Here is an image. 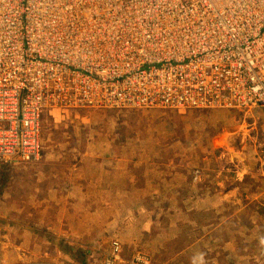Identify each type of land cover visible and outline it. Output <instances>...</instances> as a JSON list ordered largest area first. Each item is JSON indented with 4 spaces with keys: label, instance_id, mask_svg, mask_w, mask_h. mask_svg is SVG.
Masks as SVG:
<instances>
[{
    "label": "rangeland",
    "instance_id": "374dc122",
    "mask_svg": "<svg viewBox=\"0 0 264 264\" xmlns=\"http://www.w3.org/2000/svg\"><path fill=\"white\" fill-rule=\"evenodd\" d=\"M55 120L44 117L37 160L0 163V264L264 261V109H100ZM95 160L117 171L112 184L85 169L69 192L75 163ZM17 222L36 227L14 252L19 233L5 231ZM114 242L119 257L108 262Z\"/></svg>",
    "mask_w": 264,
    "mask_h": 264
},
{
    "label": "built area",
    "instance_id": "2783aa9c",
    "mask_svg": "<svg viewBox=\"0 0 264 264\" xmlns=\"http://www.w3.org/2000/svg\"><path fill=\"white\" fill-rule=\"evenodd\" d=\"M221 108L264 109V0H0V163L47 115Z\"/></svg>",
    "mask_w": 264,
    "mask_h": 264
},
{
    "label": "crops",
    "instance_id": "0c3cea01",
    "mask_svg": "<svg viewBox=\"0 0 264 264\" xmlns=\"http://www.w3.org/2000/svg\"><path fill=\"white\" fill-rule=\"evenodd\" d=\"M85 149L86 148H84V150ZM80 163L81 164H79V163L76 164L75 163V166L72 168V171H71L72 174H76V175L74 177V182L72 184L73 189L69 190V192L70 191H77L78 190L79 184H80V179L81 178H85V169L92 170L93 171L92 173H93L94 177H98L99 176L100 178H102L103 177L102 176L103 174H106V175L109 174L111 176L110 179H109V181L110 180L111 181L109 183H111V184L115 180L114 178L117 176V174H116L117 171L114 168H113L114 171H112V169H109V173H107V168H103V163H101L99 160L93 161V163L92 164H89V166H85L82 162H80ZM92 183H93V185H96V186H99V187H107V185L109 184V183H107V181H105V179L103 180V183H100L99 181H97V179H94L92 181ZM59 197L60 196H58V198ZM2 199L3 200H7V197L6 198H2ZM115 200H116V197L114 199V204H115ZM16 224H17L16 225L17 227H20V229H18L17 231L16 230L15 231H9V230L5 231L6 234L8 233V235L9 234L14 235V234L19 233L18 234V237H17L18 240L15 239V241H9L8 242L9 243L8 246L14 252L19 251L18 249H24V247L22 246V245H24V244H22L23 243L22 241L25 238H27L29 235H33V232L31 231V228H35L36 227V226H32V225L30 226V225L23 224V223H18V222ZM45 225H47V226H49V228H51L49 224H45ZM51 225H53V223H51ZM23 228H25V229H23ZM26 228L29 229V231ZM29 237H31V236H29ZM30 244L32 245V243H30ZM31 245H29V247ZM20 252H21V250H20ZM118 257H119V255H118ZM10 261H12L11 262V264H12L13 263V259H10Z\"/></svg>",
    "mask_w": 264,
    "mask_h": 264
}]
</instances>
